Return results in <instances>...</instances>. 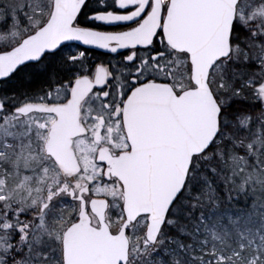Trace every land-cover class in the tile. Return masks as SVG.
<instances>
[{"label":"snow or ice","instance_id":"6c2138e0","mask_svg":"<svg viewBox=\"0 0 264 264\" xmlns=\"http://www.w3.org/2000/svg\"><path fill=\"white\" fill-rule=\"evenodd\" d=\"M0 264H264V0H0Z\"/></svg>","mask_w":264,"mask_h":264}]
</instances>
